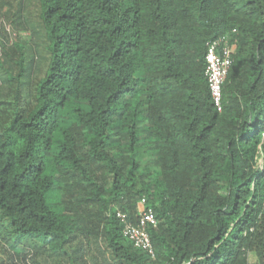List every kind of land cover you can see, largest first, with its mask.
Segmentation results:
<instances>
[{"label":"trees","instance_id":"1","mask_svg":"<svg viewBox=\"0 0 264 264\" xmlns=\"http://www.w3.org/2000/svg\"><path fill=\"white\" fill-rule=\"evenodd\" d=\"M142 198L154 256L118 216ZM0 237V264H264V0H0Z\"/></svg>","mask_w":264,"mask_h":264},{"label":"built area","instance_id":"2","mask_svg":"<svg viewBox=\"0 0 264 264\" xmlns=\"http://www.w3.org/2000/svg\"><path fill=\"white\" fill-rule=\"evenodd\" d=\"M236 44L229 34H224L210 40L205 53V75L215 107L223 111V85L227 78L230 67L233 63V53ZM140 219L133 223L127 214L118 212L123 222V234L130 239L134 245L147 251L154 256L155 250L147 227L156 225L157 218L153 208L148 207L146 198L139 202Z\"/></svg>","mask_w":264,"mask_h":264},{"label":"rangeland","instance_id":"3","mask_svg":"<svg viewBox=\"0 0 264 264\" xmlns=\"http://www.w3.org/2000/svg\"><path fill=\"white\" fill-rule=\"evenodd\" d=\"M7 29L10 30L8 32L9 36H10V41L13 42V41H16L18 38V35H21V36H24V37H29V32L28 31H20V34L17 32V31H14L12 29V27L10 26V24H7ZM13 31V32H12ZM4 249H5V244L3 243L1 237H0V257H3V258H7V255H6V252H4ZM251 262L255 261V257L254 256H251L250 258Z\"/></svg>","mask_w":264,"mask_h":264}]
</instances>
